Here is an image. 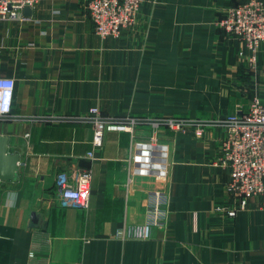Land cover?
<instances>
[{"label": "crops", "instance_id": "crops-1", "mask_svg": "<svg viewBox=\"0 0 264 264\" xmlns=\"http://www.w3.org/2000/svg\"><path fill=\"white\" fill-rule=\"evenodd\" d=\"M88 1L40 0L30 15L0 19V76L15 79L0 134L21 152L18 179L0 182V264H264L258 200L234 218L216 211L230 169L219 159L226 128L212 122L256 91L264 100V42L254 82L246 44L217 23L245 0H143L117 37L95 32ZM92 106L206 124L198 137L192 124L141 123L133 134L106 131L96 146L92 123L77 118ZM153 135L168 145L164 176L128 161L132 143ZM74 169H90L87 208L59 203L57 175ZM154 189L169 194L167 224L148 239L118 237L145 221ZM33 212L40 224L30 227Z\"/></svg>", "mask_w": 264, "mask_h": 264}, {"label": "built area", "instance_id": "built-area-1", "mask_svg": "<svg viewBox=\"0 0 264 264\" xmlns=\"http://www.w3.org/2000/svg\"><path fill=\"white\" fill-rule=\"evenodd\" d=\"M40 0H0V19L22 17L26 6L34 7ZM143 0H89L87 3L95 32L101 37L120 36L124 29L136 25ZM227 33L239 38L247 46L243 55L249 67L256 73L258 55L264 42V0H245L228 6L217 21ZM258 81V78H257ZM15 89V79L0 76V119L10 115ZM92 123L94 144L100 145L106 131H129L141 123H150L154 129L162 124L170 129L194 126L198 137L203 136L205 121L183 117H160L104 114L98 106L77 117ZM59 120L60 117H53ZM212 123L226 128L220 140V161L230 169V179L226 183L227 200L216 206V211L234 218L246 209L251 199H257L264 209V100L255 93L248 107L239 106L232 113L214 120ZM128 161L134 163V172H155L160 176L167 173L168 145L157 141L153 135L150 141H134ZM93 155V151L88 153ZM90 169L64 170L58 173L56 185L59 203L65 207L87 208L91 192ZM130 180V178H129ZM169 194L162 189H154L149 194L146 219L143 223L127 225L117 231L123 239H148L155 227H163L168 221ZM33 255V252H31Z\"/></svg>", "mask_w": 264, "mask_h": 264}, {"label": "water", "instance_id": "water-1", "mask_svg": "<svg viewBox=\"0 0 264 264\" xmlns=\"http://www.w3.org/2000/svg\"><path fill=\"white\" fill-rule=\"evenodd\" d=\"M24 14L30 15L32 13V8L26 6L24 9ZM10 139L6 134H0V182L18 179V168L21 152L10 151ZM40 224L37 213H32V219L29 226H38Z\"/></svg>", "mask_w": 264, "mask_h": 264}, {"label": "rangeland", "instance_id": "rangeland-1", "mask_svg": "<svg viewBox=\"0 0 264 264\" xmlns=\"http://www.w3.org/2000/svg\"><path fill=\"white\" fill-rule=\"evenodd\" d=\"M242 2H244V1H242ZM242 2H239V3H242ZM238 4V3H237ZM234 5V4H233ZM230 6V5H229ZM220 27V26H219ZM220 28H222V27H220ZM223 29V28H222ZM225 31V30H224ZM226 32V31H225ZM227 33V32H226ZM228 34H230V33H228ZM231 35V34H230ZM233 36V35H232ZM262 45V44H261ZM260 49H261V47H260ZM245 63L247 64V62L245 61ZM248 65V64H247ZM249 66V65H248ZM250 68V67H249ZM250 70H251V72H252V74H253V81L254 82H257V78L259 79V67H258V69H257V72L255 73L251 68H250ZM254 91H256V89L254 90ZM259 93L260 94V92L259 91H256L255 93ZM255 93L253 94V96L255 95ZM253 96H252V98H253ZM251 98V99H252Z\"/></svg>", "mask_w": 264, "mask_h": 264}]
</instances>
